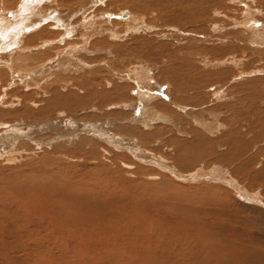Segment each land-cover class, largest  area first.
I'll return each mask as SVG.
<instances>
[{
  "label": "rangeland",
  "instance_id": "1",
  "mask_svg": "<svg viewBox=\"0 0 264 264\" xmlns=\"http://www.w3.org/2000/svg\"><path fill=\"white\" fill-rule=\"evenodd\" d=\"M38 1L0 0V15L42 19L35 31L5 32L19 39L14 68L0 62L6 73L0 77V136L10 137L0 140V264H264V117L256 116L258 106L264 110V0H213L208 14L199 17L207 21L194 26L184 16L204 9L205 0ZM74 11L76 28L92 26L93 41L106 38L109 47L98 44L95 50L80 39L81 48L64 47L65 31L45 36L49 15ZM104 20L114 25L112 33L101 27ZM239 28L260 35H244L236 48L222 36ZM188 46L200 53L193 64L203 60L200 72L210 77L206 88L200 85L204 96L200 86L195 92L186 87L190 73L179 90L170 81ZM97 65L103 70L92 74ZM218 72L228 76L214 75ZM61 74L67 77L63 82L56 77ZM154 115L167 122L156 123ZM49 123L76 136H59ZM93 123L112 140V135L137 139L151 156L141 158L123 144L87 133ZM146 124L151 127L144 131ZM10 135L18 137L13 146L5 144ZM86 140H94V147ZM231 148L234 160L218 156ZM198 154L202 161L188 168L190 156ZM102 180L120 185L110 189L109 183L108 191Z\"/></svg>",
  "mask_w": 264,
  "mask_h": 264
},
{
  "label": "bare ground",
  "instance_id": "2",
  "mask_svg": "<svg viewBox=\"0 0 264 264\" xmlns=\"http://www.w3.org/2000/svg\"><path fill=\"white\" fill-rule=\"evenodd\" d=\"M24 1V0H23ZM28 1V0H27ZM43 1H46V0H39L38 1V3H45V2H43ZM95 0H92V2H94ZM100 1V0H99ZM102 1V0H101ZM190 2H192V3H194L195 1H197V0H189ZM22 2V1H21ZM32 2V1H31ZM96 2V1H95ZM205 2H206V5L204 6V9L201 7V6H198V10L199 11H197V13L195 14L194 12H192V13H189V14H185V16H184V19L185 20H190V21H192L191 23H193V22H198L199 24H202L203 22H206L207 20L205 19V18H203L202 17V21L200 22V20H201V18L199 19V17L201 16V14H208V11L210 10V7H208V4H210V3H212V4H214L213 2V0H205ZM231 2V1H230ZM49 4H51L50 2H48ZM109 3V2H108ZM130 3V2H129ZM216 3V2H215ZM220 3V2H219ZM28 4V3H27ZM30 4V3H29ZM28 4V5H29ZM54 4H55V2H54ZM92 4V3H91ZM94 4V3H93ZM92 4V5H93ZM112 4V3H111ZM202 4H203V2H202ZM221 4V3H220ZM41 5V4H40ZM90 5V4H89ZM109 5V4H108ZM194 5V4H193ZM201 5V4H200ZM217 5H218V3H217ZM22 6V5H21ZM31 6V5H30ZM36 6V5H35ZM34 6V7H35ZM220 6V5H219ZM24 7H26V6H24ZM32 7V6H31ZM91 7V6H90ZM79 8V7H78ZM86 8H89V7H85L84 8V10H86ZM171 8V7H170ZM187 8V7H186ZM202 8V9H201ZM214 8V7H213ZM20 9V8H19ZM45 9V8H44ZM90 9V8H89ZM190 9H192V8H190ZM215 9H217V8H215ZM214 9V10H215ZM27 10L28 11H30L31 10V8H27ZM32 10H33V8H32ZM31 10V11H32ZM36 10V9H35ZM38 10V9H37ZM137 10V9H136ZM212 10V9H211ZM41 11V10H40ZM156 11V10H155ZM217 11V10H216ZM23 12V11H22ZM25 12V11H24ZM32 13V12H31ZM30 13V14H31ZM34 13V12H33ZM49 13V12H48ZM245 13V12H244ZM8 14V13H7ZM7 14H2V15H0V62L2 63V62H5V67L6 68H8L9 70H12L13 68H14V65L16 64V61H17V48L15 47V46H13V45H16V42H18L17 40H16V38H18V37H16L15 39H14V36L12 35L11 37H8V38H6V36H7V34L5 33L6 32V30H7V28H8V32L9 31H11L13 28H15L16 30L15 31H19V30H21V29H25L26 31L28 30V31H35V29H37V28H39L40 26V20H42V19H36L35 21H33V20H30V17H29V19H23V17H25L24 15H22V14H18V15H13V14H10V16L9 15H7ZM64 14V13H63ZM78 14V11H74V12H71V14L70 15H62L61 13L60 14H56V13H53L52 15H49L48 16V23H49V21L50 22H52V24H50V25H47L46 26V28H45V30L47 31V33L46 32H43V33H46V35L45 36H47L48 35V33H49V35L48 36H50L51 34H54L55 33V31H57V34H60V33H62V31H65L64 32V36L61 38L62 40V42H65V45H64V47H71V48H81V45H80V42L81 41H84V43H88V42H90L91 43V46H92V48H96V46H98V47H100L98 44H101L102 46L101 47H103V45H104V48L103 49H105V48H107V47H109L108 45H109V43H108V41L107 40H102L101 41V39H100V41L99 40H94L93 41V38H92V36L94 35H92V32H90L91 31V29H92V26L90 27V25H87V26H85L84 28H82V30L80 31V29L79 28H76V24H73V19L76 17V15ZM230 14V13H229ZM246 14V13H245ZM39 15V14H38ZM248 15V18H251L252 17V14L251 13H247L246 14V16ZM45 16V15H44ZM182 16V15H181ZM31 17H32V15H31ZM34 17V16H33ZM205 17V16H204ZM215 17H217V16H215ZM18 18H20V19H18ZM22 18V19H21ZM39 18V17H38ZM41 18V17H40ZM133 18H134V16H133ZM211 18H214V17H211ZM232 18V17H231ZM240 19V18H239ZM23 20V21H22ZM183 20V19H182ZM206 20V21H205ZM208 20H209V18H208ZM238 20V19H237ZM243 20V23H244V25H246V26H250V21L247 19V17H245V19H242ZM134 21V20H133ZM213 21V20H212ZM212 21H210L211 23H212ZM229 21V20H228ZM87 22H89V23H91V21H87ZM131 22V21H130ZM142 22H143V19H141V22L140 23H137V25L138 24H142ZM227 22V21H226ZM235 22V21H234ZM13 23V26L12 27H9L11 24ZM128 23V22H127ZM228 23V22H227ZM78 24V23H77ZM143 24H145V22L143 23ZM185 24V23H184ZM215 24H217V23H215ZM214 24V25H215ZM190 25V24H189ZM192 25V24H191ZM196 25V24H195ZM237 25H239V23L237 24ZM99 26H101V24H99ZM98 26V27H99ZM139 26V25H138ZM146 26H148V25H146ZM151 25H149V27H150ZM193 26H194V23H193ZM219 26V25H218ZM217 25H216V27H218ZM245 26V27H246ZM93 27H95V26H93ZM102 28H103V30H106V32H107V30L110 32L111 31V33H112V31L113 30H115V28H114V25L113 24H110V20H107V22H106V20H104L103 21V23H102V26H101ZM227 28V27H226ZM236 28V27H235ZM230 29V28H229ZM239 29H242V28H239ZM51 30H53V31H51ZM232 30H234V29H232ZM235 30H237V29H235ZM14 31V30H13ZM24 31V30H23ZM49 31V32H48ZM201 31V30H200ZM115 32V31H114ZM225 32H227V31H225ZM10 33V32H9ZM19 33V32H18ZM17 33V34H18ZM41 33V32H40ZM248 33H251V36H248ZM12 34V33H11ZM10 34V35H11ZM16 34V35H17ZM24 34V33H23ZM42 34V33H41ZM199 34V33H198ZM15 35V34H14ZM40 35V34H39ZM221 35H223L222 33H221ZM245 35V37H247V38H251V39H253V38H257L258 37V35H260V34H257L256 35V32L255 33H253V31L251 32L250 30L248 31V28H247V30H244V28L242 29V31H240V32H237V31H230V32H227V33H225L222 37L223 38H225L226 40H228V41H232V43H234L236 46H233V47H236L237 48V46L239 47V45H238V43L239 42H241L242 40H243V36ZM262 35V34H261ZM21 36V35H20ZM38 37V36H37ZM41 37H43L44 38V36H42L41 35ZM51 37V36H50ZM196 37H197V35H196ZM261 37V36H260ZM19 39V38H18ZM80 39V42H78V40ZM98 39V38H97ZM222 39V38H221ZM60 40V39H59ZM241 40V41H240ZM13 41V42H12ZM16 41V42H15ZM107 41V42H106ZM239 41V42H238ZM12 42V43H11ZM61 42V43H62ZM59 43V42H58ZM93 44V45H92ZM229 45V44H228ZM228 45H227V47H228ZM90 46V45H89ZM120 47V46H119ZM130 47V46H129ZM230 47V46H229ZM232 47V46H231ZM27 49H29V48H27ZM64 49V48H63ZM68 49V48H67ZM88 49V48H87ZM93 49V50H94ZM96 50V49H95ZM192 50H193V48H192V46L189 48V46L185 49V52H184V58H181L180 59V65H179V67L177 68V71L174 73V74H172L171 76H170V81L171 82H173V84L175 83V82H177L176 83V85L174 86V88H176V89H178L180 86H179V84L181 83V82H184L185 80L183 79V77H187V78H189L190 77V75H188V73H190V74H192L194 77H191V78H189L187 81V83L185 84L186 85V87H190L192 90L194 89L195 90V88H197V87H199L200 85H202V86H205V88H206V85L203 83V82H205L206 83V80H207V82H209L210 80V77H208V75L207 74H205V71H204V69L200 72V70H201V68H205V67H203V66H200V65H202L203 64V60L201 61V62H199V66L198 65H194L193 64V58H198L199 57V55H200V53H196L195 51L194 52H192ZM6 51H9V53H5ZM64 51H66V49L64 50ZM90 51V50H89ZM97 51H98V49H97ZM108 51V50H107ZM107 51H105V52H107ZM12 52V53H11ZM50 51H48L47 50V52H46V54L47 55H50V53H49ZM43 54H45V53H43ZM43 54L41 55V56H39L38 55V57H34V60H36V61H39V60H41L42 58H43ZM46 54H45V56H46ZM128 54V53H127ZM65 55H68V54H65ZM183 55V54H182ZM202 57V56H201ZM117 58H121V57H119L118 55H117ZM201 59V58H200ZM91 60V59H90ZM197 60V59H196ZM93 61V60H92ZM96 61V60H95ZM33 62V61H32ZM71 62V61H70ZM85 62V61H84ZM91 62V61H90ZM182 62H183V64H182ZM213 62H215V61H213ZM89 63V62H88ZM98 63V62H97ZM227 63V62H226ZM93 64H94V62H93ZM197 64V63H196ZM205 64V63H204ZM216 64V63H215ZM224 65V64H223ZM70 66H74V65H70ZM97 68H95L94 69V71H91V73L92 72H94L95 74H97L99 71H101V70H103V68H101V66H96ZM103 67V66H102ZM82 69V68H81ZM90 71V70H89ZM108 71V70H107ZM181 71H183V73H181ZM6 72V71H5ZM15 72V71H14ZM104 72V71H103ZM6 74V73H5ZM5 74H3L2 72H0V77H2L3 75H5ZM64 74V73H63ZM93 74V73H92ZM91 74V75H92ZM213 75V74H212ZM214 75H217L218 77H227L228 76V74L227 73H225V72H218L217 74H214ZM56 77H58V79H59V81H62L63 79H66L67 77L66 76H64V75H56ZM99 77V76H98ZM1 79V78H0ZM95 79V78H94ZM97 79V78H96ZM82 80V79H81ZM209 80V81H208ZM2 81V80H1ZM63 82V81H62ZM95 82V81H94ZM81 83H82V81H81ZM78 84V83H77ZM116 84H118V83H116ZM116 84H115V86H116ZM74 85H76L75 83H74ZM114 85V84H113ZM119 85V84H118ZM4 86V85H3ZM79 86V85H78ZM81 86V89H82V84L80 85ZM121 87V86H120ZM119 87V88H120ZM125 87V86H124ZM123 87V88H124ZM80 88V87H79ZM116 88V87H115ZM185 88V87H184ZM114 89V88H113ZM188 89V88H187ZM199 91H198V93L199 94H201V95H203L204 96V92H202L203 91V89H202V87L200 86L199 88H197ZM201 89V90H200ZM121 90V89H120ZM124 91H125V88L123 89ZM179 90V89H178ZM178 90H174L175 92H177ZM193 90V91H194ZM123 91V92H124ZM127 91V90H126ZM191 91V90H190ZM206 91V90H205ZM1 92V91H0ZM195 92V91H194ZM220 92V91H219ZM117 94H118V92H117ZM172 94V93H171ZM176 93H174V95H175ZM199 94H198V96H199ZM120 94H118V96H119ZM122 95H123V93H122ZM217 95V94H216ZM262 95V94H261ZM121 96V95H120ZM121 97H123V96H121ZM121 97H119V98H121ZM137 98L138 99H140V95L139 94H137ZM239 98V97H238ZM123 99H124V97H123ZM155 100L157 99V98H154ZM173 99H174V97H173ZM177 99V98H176ZM146 101V100H145ZM148 101V100H147ZM238 101V100H237ZM134 103V102H133ZM262 103L264 104V101H262ZM26 104V103H25ZM172 104V103H171ZM28 105V104H27ZM167 105V104H166ZM42 106V105H41ZM159 106V105H158ZM168 106V105H167ZM134 108V107H133ZM261 108H263V107H261V106H258L256 109L258 110L257 112H259V115H256V116H258V117H261L262 115H263V117H264V110L263 111H261ZM30 109V108H29ZM155 109V108H154ZM255 108H253V110H254ZM135 110H136V108H135ZM134 110V111H135ZM1 112H4L3 110H1ZM0 112V113H1ZM136 112H139V111H136ZM146 112V111H145ZM261 113H262V115H261ZM137 114H139V113H137ZM149 114H150V112H149ZM243 114V113H242ZM250 114V113H249ZM248 114V115H249ZM152 115V114H151ZM201 116V115H200ZM247 116V115H246ZM145 117V116H144ZM149 117V116H148ZM147 117V118H148ZM198 117V116H197ZM196 117V118H197ZM14 118V117H13ZM138 118V117H137ZM251 118H253V117H251ZM170 119H173V118H170ZM169 119V120H170ZM254 119V118H253ZM164 120H165V116H163V115H157V116H153V121H155L156 123H163L164 122ZM47 121V120H46ZM66 121V120H65ZM122 121V120H121ZM146 121V120H145ZM145 121H143L142 122V124L144 125L146 122ZM166 121V120H165ZM57 122V121H56ZM141 122V121H140ZM167 122V121H166ZM170 122V121H169ZM149 123V122H148ZM147 123V124H148ZM3 124V123H2ZM6 124V128L7 129H5L6 131H8V130H10L11 128H9L8 127V124L7 123H5ZM41 124V123H40ZM50 124V123H49ZM49 124H47V125H49ZM86 124V123H85ZM119 124V123H118ZM145 125V126H143V129H144V131L145 130H150V127L151 126H148V125ZM149 124H151V123H149ZM46 125V126H47ZM40 126V125H39ZM38 126V127H39ZM50 126V128L53 130V131H55V133L56 134H58L59 136H62V135H64L65 134V132H67L69 135H71V137L72 138H74L76 135H74L73 136V134L71 133V131L68 129L67 130V128H65V130L64 129H62L61 127L60 128H58V127H54L53 126V124L51 125H49ZM60 126V125H59ZM86 126V125H85ZM119 126V125H118ZM121 126V125H120ZM122 126H125V125H122ZM2 127V126H1ZM37 127V128H38ZM80 127V126H79ZM127 127V126H126ZM3 128H5V126H3ZM2 128V129H3ZM32 128V127H31ZM44 128H46L45 126H44ZM105 128V127H104ZM128 128V127H127ZM15 129V128H14ZM34 129V128H33ZM107 129V128H106ZM117 129V128H116ZM131 129V128H130ZM233 129V128H232ZM234 129H236V128H234ZM238 129V128H237ZM37 130V129H36ZM67 130V131H66ZM90 130V131H89ZM112 130V129H111ZM129 130V129H128ZM128 130L125 128L123 131H125V132H127L128 133ZM15 131V130H14ZM16 131H18V130H16ZM35 131V130H34ZM40 131V130H39ZM38 131V132H39ZM42 131H46V129H43L42 128ZM75 131V130H74ZM85 131H87V133H89V132H93L94 134H95V136L97 137V138H100V139H102V140H107L109 143L110 142H115V144L116 145H118L117 147H119V145H121V144H123L124 146H125V148H129L130 150H135V151H137L136 152V154L139 156V157H141V158H143V157H146V156H151L150 154L149 155H147L148 153L147 152H143V148H141V146H140V144H139V142H138V140L137 139H132V140H130L129 142H125L126 140H123L120 136L118 137L117 135H112V137H115V139H116V141H114L115 139H113L112 140V138H108L107 136H108V134L106 133V130L105 129H102L101 128V126L100 125H98V124H96V123H93V124H91V125H89V126H87V127H85ZM119 131V130H118ZM121 131V130H120ZM237 131V130H236ZM77 132V131H76ZM122 132V131H121ZM137 132V131H136ZM42 133V132H41ZM80 133H83V132H81L80 131ZM93 133H91V134H93ZM140 133V132H139ZM189 133V132H188ZM0 134H2V133H0ZM4 134V133H3ZM15 134V133H14ZM28 134V133H27ZM32 134V133H31ZM30 134V135H31ZM39 134V133H38ZM36 135V134H35ZM55 135V134H54ZM77 135H79V134H77ZM83 135V134H82ZM131 135V134H130ZM132 135H134V133H132ZM142 136H146L147 134H141ZM140 135V136H141ZM11 136V135H10ZM41 136V135H40ZM110 136H111V134H110ZM135 136V135H134ZM142 136H141V138H142ZM5 137V135L4 136H0V140H2L3 138ZM93 137V136H92ZM5 138H10L9 136L8 137H5ZM32 138V137H31ZM62 138V137H61ZM68 138V137H67ZM16 139H18V137H17V135H13V136H11V139H9V140H7L6 142H5V144L7 145V146H10L12 143H14V142H16L15 140ZM46 139V138H45ZM87 139V138H86ZM3 140H5V139H3ZM30 140V139H29ZM42 140V139H41ZM40 140V141H41ZM60 140V139H59ZM65 140V139H64ZM82 140V139H81ZM143 140V139H142ZM33 141V140H32ZM71 141H73V140H71ZM92 141H94V140H86L85 142L86 143H92L91 144V146H93L94 147V143L95 142H92ZM144 141V140H143ZM18 142V141H17ZM44 142V141H43ZM68 142V141H67ZM82 142V141H81ZM84 142V141H83ZM235 142V136H233L232 138H231V141H230V144H233ZM21 143V142H20ZM40 143V142H39ZM47 143V142H46ZM54 143H56V142H54ZM60 143V142H59ZM59 143H57V144H59ZM1 144V143H0ZM2 144H4V143H2ZM37 144V143H36ZM41 144H43V143H41ZM61 144H63V142L61 143ZM78 144V143H77ZM97 144H98V142H97ZM112 144V143H111ZM25 145V144H24ZM27 145V144H26ZM66 145H69V143H66ZM70 145L71 146H73L71 143H70ZM75 146H76V144H74ZM80 145V144H79ZM83 145V144H82ZM106 145H107V143H106ZM11 146H13V144L11 145ZM21 146H22V144H21ZM36 146V145H35ZM49 146V145H48ZM75 146H73V147H75ZM1 147V146H0ZM27 147V146H26ZM32 147V146H31ZM69 147V149L71 148L70 146H66V148H68ZM73 147H72V149H73ZM101 147H103V146H101ZM58 148H60V150H62L63 151V147H62V145H60V146H58ZM82 148V147H81ZM105 148L106 149H108L106 146H105ZM105 148L103 147V152H106V150H105ZM114 148V147H113ZM122 148V147H121ZM2 150H3V148H1ZM12 149V148H11ZM25 149V148H24ZM71 149V150H72ZM74 149H78L79 150V148H74ZM95 149V148H94ZM117 149V148H116ZM85 150V149H84ZM114 150V149H113ZM87 151V150H86ZM116 151V150H115ZM209 151V150H208ZM73 152V151H72ZM83 152V151H82ZM210 152H212V153H214V149H212V147L210 148ZM113 152L111 151V154H112ZM116 153V152H115ZM121 153V152H120ZM230 153V154H229ZM228 154H219V153H217L218 154V156L219 157H233V160H234V158H235V154H236V151H235V148L232 150V148H231V151L229 152ZM8 154V153H7ZM86 154V153H85ZM122 154V153H121ZM142 154H144V155H142ZM78 155V154H77ZM115 155V154H114ZM120 154H118L117 153V156H119ZM103 156H104V154H103ZM0 157H2V158H4L3 156H0ZM110 157V156H109ZM109 157H106L107 159L109 158ZM114 157V156H113ZM125 157V156H124ZM154 157H156V156H154ZM191 157V160L192 161H189V162H187V164L189 165H187V167L188 168H190V166L192 165V167H193V165L194 164H197V163H199V162H201L202 160V155H194V156H190ZM34 158V157H33ZM72 158V157H71ZM79 158V157H78ZM115 159V158H114ZM121 159V158H120ZM6 160H8V159H6ZM10 160V159H9ZM116 160V159H115ZM131 159H129V161H130ZM112 161V160H111ZM128 161V162H129ZM102 162V161H101ZM95 163V162H94ZM97 163V162H96ZM112 164H118V163H112ZM120 164V163H119ZM124 164V163H123ZM126 164V163H125ZM100 165V164H99ZM126 165H128V164H126ZM120 166V165H119ZM114 167V166H113ZM113 167L111 166V168L113 169ZM123 167H124V165H123ZM128 167V166H127ZM117 168L118 167H116L115 168V170H117ZM121 168V167H120ZM134 168V167H133ZM184 168V167H183ZM185 169V168H184ZM125 170H126V168H125ZM124 170V171H125ZM133 170V169H132ZM118 171V170H117ZM214 171V170H213ZM116 172V171H115ZM114 172V173H115ZM152 172H154V170H152ZM116 173H119V172H116ZM130 173V172H129ZM187 173V172H186ZM213 173V172H212ZM184 174V173H183ZM119 175H120V173H119ZM125 173H123L122 175H121V181L122 180H124L125 179ZM153 175V174H152ZM132 176V175H131ZM189 176V175H188ZM133 177V176H132ZM153 177V176H152ZM111 180V179H110ZM102 181H104V182H106L103 186H105V188H107L106 187V185L108 186V184L109 183H112V184H110L109 185V187H110V189H115V188H117L118 187V185H120V184H118V185H116L115 183H113V182H118V181H116V180H114V181H106V180H102ZM233 181V180H232ZM87 182V181H86ZM78 184V183H77ZM94 184V183H93ZM153 184H155V183H153ZM74 185H76V184H74ZM96 185H98V186H100V184H97L96 183ZM156 185V184H155ZM154 185V186H155ZM233 185V184H232ZM4 186V185H3ZM63 186V185H62ZM71 186V185H70ZM73 186V185H72ZM77 186V185H76ZM91 186V185H90ZM133 186H135V185H132L131 187H133ZM146 186V185H145ZM78 187V186H77ZM77 187H75V188H77ZM121 187H123V186H121ZM129 187V186H128ZM153 187V186H152ZM68 188H69V186H68ZM80 188V187H79ZM104 188V189H105ZM133 188H136V186L135 187H133ZM197 188V187H196ZM232 188V187H231ZM108 189V188H107ZM138 191H142V189H140V188H136ZM86 190V189H85ZM76 191V190H75ZM87 191V190H86ZM85 191V192H86ZM93 191V190H92ZM108 191H110L109 189H108ZM142 192H144V191H142ZM62 193V192H61ZM79 193H80V191H79ZM82 194H84L83 192H81ZM87 193V192H86ZM136 193V192H135ZM66 194V193H65ZM94 194V193H93ZM97 194H98V192H97ZM146 194H148V193H146ZM63 195H64V193H63ZM72 195V194H71ZM78 195V194H77ZM79 196V195H78ZM95 196V195H94ZM99 196V195H98ZM101 196V195H100ZM66 197V196H65ZM74 197V196H73ZM91 197V196H90ZM113 197V196H112ZM126 197H128V196H126ZM132 197V196H131ZM79 198V197H78ZM81 198V197H80ZM137 198H138V196H137ZM145 198V197H144ZM110 199V198H109ZM125 199V198H124ZM81 200V199H80ZM138 200V199H137ZM79 201V200H78ZM129 201V200H128ZM103 202V201H102ZM132 202V201H131ZM133 203V202H132ZM131 203V204H132ZM89 204V203H88ZM97 204V203H96ZM128 204V203H127ZM134 204V203H133ZM6 205V204H5ZM101 205V204H100ZM86 206V205H85ZM88 206V205H87ZM102 206V205H101ZM125 206H128V205H125ZM83 207V206H82ZM93 207H94V205H93ZM103 207V206H102ZM95 208H97V207H95ZM109 208V207H108ZM107 208V209H108ZM87 209V208H86ZM104 209H106V208H104ZM122 210V209H121ZM96 211H98V210H96ZM111 212V211H110ZM113 213V212H112ZM167 213V212H166ZM171 213V212H170ZM169 213V214H170ZM97 214H98V212H97ZM175 215V214H174ZM108 215H107V213H106V217H107ZM5 217V216H4ZM11 217V216H10ZM94 217V216H93ZM163 217V216H162ZM172 217V216H171ZM101 218V217H100ZM2 219V218H1ZM191 219V218H190ZM194 220H195V218H194ZM5 221H7V220H5ZM158 221V220H157ZM185 221V220H184ZM188 221V220H187ZM196 221H197V219H196ZM162 222V221H161ZM160 222V223H161ZM192 222V221H191ZM171 224H172V222H170ZM174 223V222H173ZM196 223V222H195ZM158 224H159V222H158ZM194 224V223H193ZM192 224V225H193ZM157 225V224H156ZM182 225V224H181ZM187 225V224H186ZM199 225L201 226V223H199ZM205 225V224H204ZM160 226H162V225H160ZM174 226H176V224H174ZM207 226V225H206ZM183 227H185V226H183ZM198 227V226H197ZM155 228V227H154ZM171 228V230H172V227H170ZM194 228H195V226H194ZM207 228L209 229V226H207ZM152 229V228H151ZM181 228H179V229H177V230H180ZM201 229V228H200ZM207 229V230H208ZM66 230V229H65ZM144 230V229H143ZM192 230V229H191ZM147 231V230H146ZM151 231H153V230H150V232ZM162 231V230H161ZM182 231V230H181ZM180 231V232H181ZM186 231V230H185ZM194 231V230H193ZM209 231V230H208ZM154 232V231H153ZM168 232H170V230L168 231ZM155 233H157V232H155ZM174 233V232H173ZM186 233V232H185ZM167 234V233H166ZM172 234V233H171ZM177 234H178V232H177ZM186 234H188V232L186 233ZM185 234V235H186ZM192 234H195V233H192ZM209 234H211V233H209ZM173 235V234H172ZM175 235V234H174ZM173 235V237H175ZM177 236H179V234L177 235ZM181 236V235H180ZM208 236V235H207ZM213 236V235H212ZM156 237V236H155ZM170 237V236H169ZM186 237H188V236H186ZM203 237H204V235H203ZM210 237V236H209ZM230 237V236H229ZM217 238V237H216ZM232 238V237H231ZM157 239V238H156ZM164 239V238H163ZM214 239V238H213ZM169 240H170V238H169ZM173 240V239H172ZM177 240H178V238H177ZM181 240V239H180ZM183 240V239H182ZM161 241V240H160ZM167 241V240H166ZM186 241V240H185ZM188 241V240H187ZM186 241V242H187ZM211 241H212V238H211ZM214 241V240H213ZM154 242V241H153ZM170 242H171V240H170ZM169 242V243H170ZM151 243H152V241H151ZM163 243V242H162ZM167 243V242H166ZM185 243V242H184ZM156 244H158V242L156 243ZM165 244V243H164ZM172 244H173V242H172ZM152 245V244H151ZM165 245H167V244H165ZM168 245H170V244H168ZM184 244H182V246H183ZM157 246V245H156ZM161 246V245H160ZM180 246V245H179ZM166 247V246H165ZM165 247H163V248H165ZM171 246H169L168 248H170ZM174 247V246H173ZM173 247H172V249H173ZM178 247V246H177ZM177 247H175L176 249H177ZM184 247V246H183ZM148 248H149V246H148ZM162 248V247H161ZM167 248V247H166ZM185 248V247H184ZM158 249V248H157ZM178 249H179V247H178ZM177 249V250H178ZM180 249H182L181 247H180ZM159 250V249H158ZM169 250V249H168ZM171 250V249H170ZM175 250V249H174ZM177 250H175V251H177ZM159 251H161V250H159ZM186 252H187V250H186ZM241 252V251H240ZM156 253V252H155ZM162 253V252H161ZM161 253H158V251H157V254H161ZM168 253H171V252H168ZM156 254V255H157ZM184 254H185V252H184ZM155 255V257L156 258H158L157 256ZM161 255H163V257H164V254L162 253ZM168 255V254H167ZM170 255V254H169ZM168 255V256H169ZM172 256V255H171ZM175 256V255H174ZM174 256H173V258H174ZM184 256H186V254L184 255ZM188 256V255H187ZM160 257V256H159ZM167 257V256H166ZM176 257V256H175ZM189 258H191V256H188ZM187 257V258H188ZM183 258V257H182ZM186 258V257H185ZM188 258V259H189ZM153 259V258H152ZM151 259V260H152ZM164 259V258H163ZM181 259V258H180ZM179 259V260H180ZM159 260V259H158ZM157 260V261H158ZM162 260V259H161ZM165 260H166V258H165ZM164 260V261H165ZM154 261V260H153ZM155 261H156V259H155ZM156 261V262H157ZM168 261V263H169V260H167ZM175 261H178V260H175ZM181 261V260H180ZM184 261V260H183ZM182 261V262H183ZM159 262H161V261H159ZM158 262V263H159ZM179 262V261H178ZM164 263V262H163ZM186 263V262H185ZM190 263V262H189ZM133 264V263H132ZM137 264H139V263H137ZM150 264V263H149ZM157 264V263H156ZM171 264V263H170ZM173 264V263H172ZM177 264V263H176ZM179 264V263H178ZM201 264V263H200Z\"/></svg>",
  "mask_w": 264,
  "mask_h": 264
}]
</instances>
